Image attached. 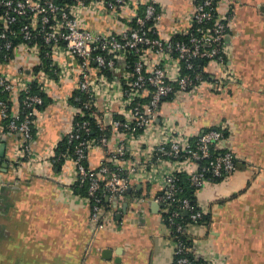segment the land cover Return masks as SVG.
I'll list each match as a JSON object with an SVG mask.
<instances>
[{"label":"built area","instance_id":"2783aa9c","mask_svg":"<svg viewBox=\"0 0 264 264\" xmlns=\"http://www.w3.org/2000/svg\"><path fill=\"white\" fill-rule=\"evenodd\" d=\"M239 1L192 0L187 27L164 37L157 27L163 15L157 0H0V64H9L21 48L50 64L52 75L41 70L35 77L39 94L47 95L51 83L72 75L80 94L64 101L72 109L71 130L37 155L32 145L43 99L18 77L0 74L2 119L9 133L21 138L13 171L27 167L45 175L56 169L67 194L90 209L97 231L122 224L117 216L125 202L156 204L170 235L175 230L188 236L189 226L205 225L199 203L181 198L177 176L187 175L199 191L236 174L240 160L223 147L230 128L221 123L192 142L182 128L169 122L158 127L156 119L166 100L207 88L221 92L237 83L228 39ZM98 9L116 19L130 16L131 27L119 33L89 29L83 14ZM16 90L23 109L31 111L27 116L20 101L14 115L1 98ZM107 115H112L109 125ZM78 117L83 121L75 122ZM65 139L68 148L58 153ZM94 152L101 154L99 160H93ZM140 181L160 183L161 192L152 199L138 196L132 184ZM174 240L173 264H226L217 254L199 257L193 247Z\"/></svg>","mask_w":264,"mask_h":264},{"label":"crops","instance_id":"0c3cea01","mask_svg":"<svg viewBox=\"0 0 264 264\" xmlns=\"http://www.w3.org/2000/svg\"><path fill=\"white\" fill-rule=\"evenodd\" d=\"M157 2L163 14L157 26L161 35L182 32L192 0ZM239 4L228 39L237 83L221 92L207 88L166 100L156 125L169 122L190 138L221 123L229 126L223 147L238 156L239 170L196 192L200 207L210 215V225H191L187 234L196 256L214 253L226 264H264V0H240ZM99 10L83 14L89 29L119 33L131 27L130 16L116 19ZM222 11L226 12L225 6ZM40 63L36 54L17 48L9 64H0V74L35 85ZM76 85L72 75L48 86L50 102L37 118L32 145L37 155L46 154L71 130L72 109L64 101L76 92ZM21 94L16 90L7 96L14 115ZM0 138V150L4 146L0 264H173L174 244L156 204L148 201L138 207L125 202L117 216L122 224L97 231L91 226L88 207L67 194L56 169L45 175L27 167L20 173L13 171L11 163L21 138L8 133L1 111ZM92 155L94 161L101 158L99 152ZM132 186L138 196L149 199L161 192L156 182H133Z\"/></svg>","mask_w":264,"mask_h":264},{"label":"trees","instance_id":"16d2710c","mask_svg":"<svg viewBox=\"0 0 264 264\" xmlns=\"http://www.w3.org/2000/svg\"><path fill=\"white\" fill-rule=\"evenodd\" d=\"M141 12H142V11H141ZM141 12H140V13H141ZM150 25H153V22H150ZM0 60H2V58H0ZM43 63H44V64H41V65L37 68L36 71H39V72H40L41 70H45L47 73H50V75H52L49 62H48L47 60L44 59ZM30 93H31V94H37V95H40V96L42 97V99H43V106L40 107L39 109H41V110H45V108H46L47 105L49 104L50 100L46 97L45 94H39V90H38L36 84L30 86ZM73 95H74V97H75V96H80V94H79L78 91H76ZM1 98H2L3 100H6V99H7V95H3ZM23 99H24L23 96H21V98L19 99L21 109H23V104H22ZM169 100H172V99H169ZM6 101H7V100H6ZM70 102H71V105H73V101L71 100ZM8 103H9V102H8ZM9 105H10V104H9ZM10 109H11V107H10ZM23 111H24L23 116H25V115L27 116V115H29V114L31 113L30 110H26V109L24 110V109H23ZM88 119L91 120L92 125H93V128H94V130H95L93 120H92L91 118H88ZM81 121H83L82 118H80V117L75 118V122H81ZM6 124H7V122L5 121V122H4V125L6 126ZM8 133H9V132H8ZM35 133H36V130L34 129V136H35ZM95 135H96V134H94L93 136H95ZM0 139H1V138H0ZM228 139H229V136H228ZM195 140H197V138H193L192 142L195 141ZM67 142H68L67 139H65L64 142H61V143L59 144L58 149H57V152H58V153H61V152H65V151H66V149L68 148ZM1 164H2V163H0V166H1ZM223 179H224V178H222V179H217L215 182L221 181V180H223ZM177 182H178V184L180 185V187L183 189V192H182V194H181V198L188 199V200H190L193 204H197V202H198V201H197V198H196V192H197V191H196V189L192 186V184H191V182H190L188 176L185 175V174L178 175V176H177ZM84 193H85V192L83 191V195H84ZM88 209H89V208H88ZM89 211H90V209H89ZM210 220H211V219H210V215H209V214H208V215H205V216L203 217V219H202L201 224H205L206 226H209V225H210ZM185 221L188 222L189 219L186 218V219L184 220V222H185ZM171 239H172V240L175 239V240H178V241L181 240L182 242L185 243L186 246H191V247H193V242L191 241L192 239H190V236H186V235H183V234H176V233H175V230H173L172 233H171ZM175 240H174V241H175ZM234 264H239V262L236 261Z\"/></svg>","mask_w":264,"mask_h":264},{"label":"water","instance_id":"95a60500","mask_svg":"<svg viewBox=\"0 0 264 264\" xmlns=\"http://www.w3.org/2000/svg\"><path fill=\"white\" fill-rule=\"evenodd\" d=\"M112 119V115H107L106 116V124L109 125V121ZM4 156V146L1 147V150H0V163L2 161V158ZM244 166H242L243 168ZM187 216V213L185 214Z\"/></svg>","mask_w":264,"mask_h":264}]
</instances>
